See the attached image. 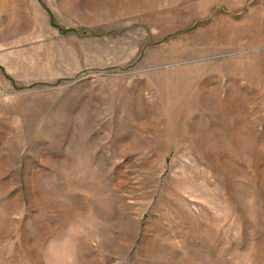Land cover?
<instances>
[{"label":"rangeland","instance_id":"374dc122","mask_svg":"<svg viewBox=\"0 0 264 264\" xmlns=\"http://www.w3.org/2000/svg\"><path fill=\"white\" fill-rule=\"evenodd\" d=\"M0 264H264V0H0Z\"/></svg>","mask_w":264,"mask_h":264}]
</instances>
